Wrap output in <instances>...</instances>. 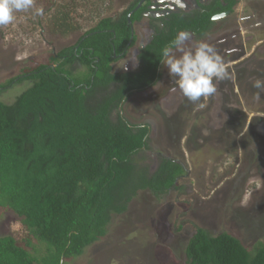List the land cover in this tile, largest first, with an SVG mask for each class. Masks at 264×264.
<instances>
[{"label": "trees", "instance_id": "obj_1", "mask_svg": "<svg viewBox=\"0 0 264 264\" xmlns=\"http://www.w3.org/2000/svg\"><path fill=\"white\" fill-rule=\"evenodd\" d=\"M40 1L51 31L81 33L74 44L36 66L29 60L0 81V96L29 82L13 102L0 99V213L13 212L22 225L19 235L0 236V264H72L108 234L112 219L127 213L140 192L161 199L180 187L186 170L176 159L161 158L152 173L143 165L151 126L131 123L121 108L160 81L162 49L179 31L202 38L217 24L214 15H231L241 2L193 0L190 10L158 15L156 0L138 8L142 0H132L118 16H103L84 30L75 20L76 0ZM145 17L155 33L139 49V67L114 72L113 64L136 45L133 24ZM220 54L228 63L234 52ZM183 253L186 264H264V239L249 248L229 231L196 226Z\"/></svg>", "mask_w": 264, "mask_h": 264}, {"label": "rangeland", "instance_id": "obj_2", "mask_svg": "<svg viewBox=\"0 0 264 264\" xmlns=\"http://www.w3.org/2000/svg\"><path fill=\"white\" fill-rule=\"evenodd\" d=\"M97 1L100 7L94 10ZM131 2L76 0L70 4L76 6L75 20L86 30L103 16H118ZM35 6L43 9V15L17 12L12 24L0 27V81L18 74L24 63L32 61L36 66L50 52L79 38L81 31L67 37L51 31L42 1L36 0ZM148 28V18L136 27L140 34L147 32L144 36L152 33ZM205 35L193 36L185 47L205 40L222 54L234 52L228 61L231 79L219 82L216 94L194 104L163 65L160 81L135 92L121 108L131 123L151 126L143 165L152 173L161 158L176 159L186 170L177 181L180 187L161 199L149 191L140 192L127 213L112 219L108 234L72 264H186L183 249L196 226L212 233L229 231L249 248L260 237L264 239V93L257 99L258 90L253 87L256 78L264 79V0H241L233 14L217 20ZM137 53L136 46L113 64L114 71L138 66ZM28 84H14L0 99L13 102ZM18 220L13 212L0 213V236L19 235ZM180 225L183 228L176 231Z\"/></svg>", "mask_w": 264, "mask_h": 264}, {"label": "clouds", "instance_id": "obj_3", "mask_svg": "<svg viewBox=\"0 0 264 264\" xmlns=\"http://www.w3.org/2000/svg\"><path fill=\"white\" fill-rule=\"evenodd\" d=\"M35 3L36 0H0V27L12 24L17 12L32 10L36 16L43 15V9L36 7ZM229 14L215 20H220ZM134 34L132 32L131 36L134 37ZM192 39L193 33L179 31L162 49L161 62L167 67L169 75L175 79L176 87L183 96L195 104L201 97L207 98L216 94L219 82L231 79L232 74L231 66L209 41L201 40L191 47H185ZM137 47L139 52L140 48ZM253 87L258 90L256 97L259 99L264 93V79L256 78ZM200 106L203 107L202 104Z\"/></svg>", "mask_w": 264, "mask_h": 264}, {"label": "flooded vegetation", "instance_id": "obj_4", "mask_svg": "<svg viewBox=\"0 0 264 264\" xmlns=\"http://www.w3.org/2000/svg\"><path fill=\"white\" fill-rule=\"evenodd\" d=\"M156 2L158 3L156 7L161 9V11L160 10H156L155 11L156 14L164 15L165 13H170L172 11L190 10L192 8L193 0H156ZM249 17H251V16H249ZM145 18H148V26L150 27L148 29H150L152 31L151 34H154L155 33V27H153L154 25L151 24L149 17H145ZM143 20L138 21L135 24H133V28H134L135 34H137L136 36H138V38H137V41H136V45L133 48H131L129 51L135 50L136 46H139V48H142V47L146 46L147 43L149 42V40L151 39V34H149V36H144L145 33L147 34V32L144 31L143 34H140L139 31L136 29L137 25L140 22H142ZM193 36L196 37L195 35H193ZM202 38H198V39H202ZM138 55H139V52L137 53V58H138ZM138 67H139V65L136 66L135 68H138ZM119 68L120 67H118V69ZM121 70H123V69H121Z\"/></svg>", "mask_w": 264, "mask_h": 264}, {"label": "water", "instance_id": "obj_5", "mask_svg": "<svg viewBox=\"0 0 264 264\" xmlns=\"http://www.w3.org/2000/svg\"><path fill=\"white\" fill-rule=\"evenodd\" d=\"M143 1H144V0H142V1L138 4L137 8L140 7V6L142 5ZM228 13H229V12L219 13V14L214 15L213 18H214V19H218V18H220V17H222V16L227 15ZM130 16H131V14H129V16H128L129 19H130ZM129 21L131 22V20H129ZM132 32H133V34H134V28H133V27H132Z\"/></svg>", "mask_w": 264, "mask_h": 264}]
</instances>
